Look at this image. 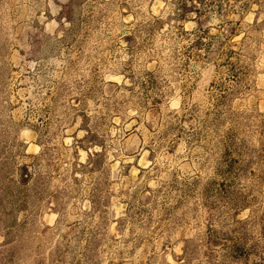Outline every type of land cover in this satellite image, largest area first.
<instances>
[{"label": "rangeland", "instance_id": "1", "mask_svg": "<svg viewBox=\"0 0 264 264\" xmlns=\"http://www.w3.org/2000/svg\"><path fill=\"white\" fill-rule=\"evenodd\" d=\"M0 264H264V0H0Z\"/></svg>", "mask_w": 264, "mask_h": 264}]
</instances>
